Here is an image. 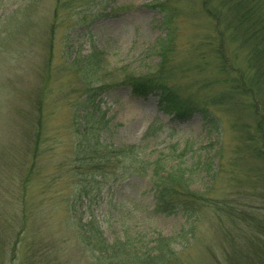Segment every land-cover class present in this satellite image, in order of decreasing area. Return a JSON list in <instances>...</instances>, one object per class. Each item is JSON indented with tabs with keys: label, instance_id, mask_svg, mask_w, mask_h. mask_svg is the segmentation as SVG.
<instances>
[{
	"label": "rangeland",
	"instance_id": "rangeland-1",
	"mask_svg": "<svg viewBox=\"0 0 264 264\" xmlns=\"http://www.w3.org/2000/svg\"><path fill=\"white\" fill-rule=\"evenodd\" d=\"M154 1L0 0V264H32L35 257L28 253L32 246L41 247L39 264H48V258H42L55 254L42 250L55 245L71 264H95L90 251L76 237L78 225L90 210L109 241L129 237L143 248L158 232L176 236L188 228L181 215L154 212L151 185L143 176L127 171L128 159L117 163V176L109 174L101 180L97 175L100 181L91 189L90 200L72 210L68 201L75 195L78 179L72 177L73 171L70 173L73 166L61 164L77 158L80 136L74 117L78 112L85 114L81 102L88 83L105 88L99 97L100 118L87 117L99 128L100 143L110 147L142 144L145 154L153 158L185 144L197 147L208 143L212 147L218 137L214 150H222L226 173L219 176L215 194H233L238 201L262 204L264 160L245 152L242 146L236 148L244 134L233 128L239 114L236 105L231 108L232 102L237 103L235 97L223 107L221 115L226 122L219 124L222 133L218 136L216 128L204 126L199 113L186 122L172 121L160 108L158 96L137 97L124 84L131 74L149 73L159 67L158 42L169 37V29L164 13L148 6ZM200 4L201 0H178L182 9L176 36L181 48L173 63L185 59L186 64L199 68L189 65L188 72L177 71L175 82L182 88L216 92L222 88L217 84L225 75L235 73L220 68L221 57H217L214 45L199 50L205 43L201 40L212 32L209 19L198 11ZM189 47L197 50L189 54ZM226 51L230 60L249 72L245 49L231 47ZM93 52L101 65L91 78L84 58ZM199 79L211 81L203 84ZM155 118L175 130L165 128L158 138L144 139ZM36 139L41 140V149L39 163L33 167ZM95 143L96 139L90 141V145ZM237 150L240 153L236 154ZM113 168L109 163L108 170ZM213 210L202 214L194 238L176 237L174 246L182 250L186 264L200 260L201 264H226L222 252L217 253L220 261L212 258L211 251L222 244L218 215ZM255 211L260 216L254 213V222L264 224V209ZM239 216L244 218L242 213ZM250 223L243 220L242 225L245 228ZM252 229L256 228L249 229L248 238L255 236ZM34 236L39 243L31 245ZM19 239L20 259L13 260Z\"/></svg>",
	"mask_w": 264,
	"mask_h": 264
},
{
	"label": "trees",
	"instance_id": "trees-1",
	"mask_svg": "<svg viewBox=\"0 0 264 264\" xmlns=\"http://www.w3.org/2000/svg\"><path fill=\"white\" fill-rule=\"evenodd\" d=\"M148 6L164 13L169 37L159 39L161 59L158 69L149 73L131 74L124 79V84L128 85L133 95L137 97L147 98L151 94L158 96L160 108L171 115L172 121L186 122L195 113H199L204 126L209 129L216 128L218 136L222 133L219 124L226 122L221 115L224 111L223 107L225 104L229 105V100L235 97L237 103L232 102L231 108L236 105L239 114L233 128L244 134L241 135L236 148L239 149L242 146L245 152L264 160V0H201L198 11L204 13L209 19L212 32L211 36L200 37L203 38L201 42L205 43L199 47V50L202 51L208 45H214L217 57L219 55L221 57L220 68L223 71L235 73V76L225 75L224 79L221 78V82L217 85L222 88L216 92H209L206 88L195 90L188 89L189 86L182 88L175 82L177 71L188 72L189 65L193 69L199 68L197 64H186L185 59L173 63L181 48L176 36L177 20L181 17L180 9H182V6L178 5V0H156ZM234 44L237 47H234ZM231 47L233 50L247 51L249 72L229 59L226 49L229 50ZM195 50L197 48L192 47L188 49V53L191 54ZM93 55L94 52L84 58L91 78L98 73L101 65V62L96 59L97 57L93 58ZM201 58H204V54ZM218 80L219 78L217 82ZM198 81L209 84L211 80L199 79ZM104 90V85L88 83L84 87L81 102V109L85 111V114L78 112V115L74 117L80 136L76 143L79 146L77 158L70 163L61 164L62 167L73 166L69 170L70 173L73 171L71 175L74 179H78L79 184L74 197L69 199L68 204L74 211L77 206L89 201L91 189L100 181L97 175L101 180L109 174L117 176V163L128 159L129 165H125L127 171L131 175L143 176L151 185L154 212L166 216L181 215L188 228H182L176 236H166L161 232H155L157 236L148 239L143 248L134 244L129 237H118L114 241H109L94 212L90 210L84 222L80 219L82 224L78 225L76 237L78 243L84 244L90 251L95 264H186L182 258V250L174 246L176 237L184 235L194 238L202 214L204 215V212L211 208L218 215V227L222 234L219 236L222 244L220 247L215 246V252L211 251L212 258L220 261L217 253L222 252L226 257V264H264V224L254 222L257 219L254 213L259 215L255 210L264 209V196L260 197L263 200L262 204L257 205L250 201L248 203L238 201L233 194L231 196L215 194L219 176L226 173L222 150L220 148L214 150L218 137L211 144L212 147L208 143L197 147L188 144L181 147L175 145L174 149L163 150L153 158L145 154L142 144L110 147L100 143L99 128L87 117L91 115L94 119L100 118L101 99L99 97ZM243 104L246 106L242 107ZM165 128L175 130L174 126L168 127L161 119L155 118L143 138H158ZM92 139H96L94 145H90ZM244 144L251 150H247ZM40 149L41 140L36 139L34 158L40 155ZM140 153L143 154L142 157H139ZM237 153L240 151L237 150ZM37 163H39L38 158L33 167ZM109 163L114 167L113 169L108 170ZM105 165L107 167L104 171ZM107 183L108 181L105 184ZM99 188L101 186H98ZM241 213L244 218L239 216ZM243 220L251 222L250 225L248 224L250 228L248 225L244 228ZM251 227L256 228L252 229L255 236L248 238ZM24 228L23 225L22 231L19 232L20 237ZM36 240L37 237L34 236L30 244L39 243ZM19 241L20 239L13 248V260L20 259ZM40 251L41 247L37 246L28 249V253L35 257L32 264H39ZM42 251L55 254L42 258L43 260L48 258V264H71V260L64 259V256L59 254L60 248L56 245L48 249L43 248ZM27 262L30 260L28 259ZM201 262L202 260L198 264ZM220 264L223 263L220 262Z\"/></svg>",
	"mask_w": 264,
	"mask_h": 264
}]
</instances>
